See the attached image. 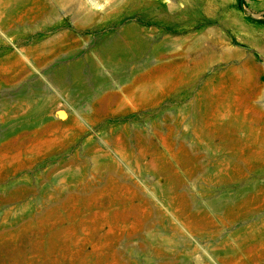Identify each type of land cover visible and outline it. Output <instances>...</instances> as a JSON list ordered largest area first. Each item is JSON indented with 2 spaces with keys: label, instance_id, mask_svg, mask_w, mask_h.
Wrapping results in <instances>:
<instances>
[{
  "label": "rangeland",
  "instance_id": "1",
  "mask_svg": "<svg viewBox=\"0 0 264 264\" xmlns=\"http://www.w3.org/2000/svg\"><path fill=\"white\" fill-rule=\"evenodd\" d=\"M29 1L0 0V264H264V0Z\"/></svg>",
  "mask_w": 264,
  "mask_h": 264
},
{
  "label": "bare ground",
  "instance_id": "2",
  "mask_svg": "<svg viewBox=\"0 0 264 264\" xmlns=\"http://www.w3.org/2000/svg\"><path fill=\"white\" fill-rule=\"evenodd\" d=\"M6 1V4H13V3H16L17 7H22L23 5L26 4V2H30L29 0H5ZM32 2L34 0H31ZM36 2L34 3H37L38 0H35ZM79 1V0H78ZM40 3L38 4H41L45 9H47L49 12H50V17L51 18H56L58 16V13L62 10V9H67L68 10H74V9H77V5L75 4L76 0H39ZM32 3V4H34ZM78 3V2H77ZM31 4V5H32ZM14 6V5H13ZM11 9V8H10ZM41 9V8H40ZM39 9V10H40ZM38 10V12H39ZM80 10V9H79ZM30 11H32L30 9ZM44 11V10H43ZM78 11V10H77ZM40 14V13H39ZM79 15V14H78ZM33 18V17H32ZM25 19V18H24ZM47 23V22H46ZM45 23V24H46ZM5 37V36H4ZM3 37V38H4ZM128 43V41H126ZM134 44V43H133ZM38 49V48H37ZM35 50V49H34ZM137 50V49H136ZM19 54V53H18ZM129 50L127 49H123L120 54L118 53H115V54H112V56H109L111 57L108 61H106V66L111 68L112 72H115L114 75L115 76H118L120 78H123L125 74H127V70L128 68H130V63L132 61H125V59L127 58V56L129 55ZM109 55V54H108ZM185 56V55H184ZM86 57V56H85ZM84 57V58H85ZM20 58H22L23 60L25 61H30L29 59H27L22 53L20 55ZM131 59V58H130ZM87 60V59H86ZM81 63V60H77L75 63H73V67L72 68H75L77 69V67L80 65ZM82 65V64H81ZM180 66V65H179ZM182 66V65H181ZM183 66H185L183 64ZM61 69V68H60ZM90 69V68H89ZM82 71V70H81ZM93 72H94V77H96L97 75V69H93ZM56 76L58 78H60V76H62L63 74V70H56ZM71 73V72H70ZM73 74V73H72ZM76 75V74H75ZM66 78V77H65ZM74 80V79H73ZM123 80V79H122ZM80 82V81H79ZM156 83V82H155ZM158 85V84H157ZM141 85H139V88H140ZM159 86V85H158ZM165 86V84H164ZM160 87V86H159ZM147 88V87H146ZM160 92V91H159ZM122 102V100H121ZM120 102V103H121ZM196 131V130H195ZM197 138V137H196ZM195 142V141H194ZM98 151V150H97ZM120 156V154H119ZM122 156V155H121ZM117 158V157H116ZM123 158V157H122ZM115 159V158H114ZM121 160V159H120ZM115 161V160H114ZM118 163V162H117ZM138 165V164H137ZM177 202V201H176ZM211 209H217L218 210V205L217 204H212L210 206ZM220 210V209H219ZM218 210V211H219ZM218 213V212H217ZM173 215V214H172ZM171 215V216H172ZM174 219V217H173ZM176 220V219H175ZM178 222V221H177ZM263 223V222H262ZM180 224V222H179ZM182 224V223H181ZM181 226V225H180ZM184 226L182 225L181 228H183ZM261 227V226H260ZM259 227V228H260ZM264 227V226H263ZM184 230V229H183ZM254 230V229H253ZM186 232V229L184 230ZM261 231V230H260ZM251 233V232H250ZM251 236V235H250ZM251 239V238H250ZM225 248V247H224ZM215 264H218L216 261H215ZM255 264V263H254Z\"/></svg>",
  "mask_w": 264,
  "mask_h": 264
},
{
  "label": "crops",
  "instance_id": "3",
  "mask_svg": "<svg viewBox=\"0 0 264 264\" xmlns=\"http://www.w3.org/2000/svg\"><path fill=\"white\" fill-rule=\"evenodd\" d=\"M67 39H68V37L66 38V40H67ZM51 41H52V40H50V41H46V42H44V43H42V44H40V45H43V47L46 48V47H47L46 43H47V42H51ZM46 49H47V48H46Z\"/></svg>",
  "mask_w": 264,
  "mask_h": 264
}]
</instances>
